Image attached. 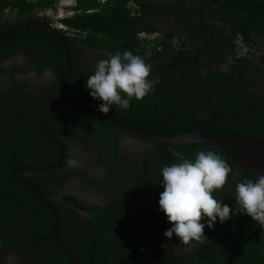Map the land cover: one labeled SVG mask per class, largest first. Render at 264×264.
<instances>
[{
	"label": "flooded vegetation",
	"instance_id": "flooded-vegetation-1",
	"mask_svg": "<svg viewBox=\"0 0 264 264\" xmlns=\"http://www.w3.org/2000/svg\"><path fill=\"white\" fill-rule=\"evenodd\" d=\"M123 1L131 2L127 7L136 18L133 27H148L137 36L153 39L145 42L144 54L138 53L152 66L151 93L133 99L127 110L113 106L103 114L97 110L101 102L89 90L84 91L85 99L77 100L72 91L66 97L62 86L70 107L108 121L65 109L58 84L66 63L57 37L48 33L53 39L38 35L39 39L35 33L32 43L31 33L23 38L10 35L24 28L23 23L14 25L11 18L0 22V181L9 178L26 192L16 203L5 198L0 264H65L45 243L49 236L54 243L51 227L44 231L32 220L45 217L26 190L35 193L19 181L31 183L55 207L60 239L82 263L83 258L87 264H245L251 247L253 261L264 264L263 227L246 215L237 214L223 224L217 221L213 228L205 227V236L187 244L163 235L171 224L158 206L164 190L160 169L213 147L181 148L185 146L152 139L196 134L205 128L212 137L264 140L262 28L248 32L244 53L236 27L223 19L222 6L211 0ZM145 2L164 4L153 16H138ZM41 20L47 18L40 13L29 21ZM63 37L70 73L72 59L79 73L87 71L86 79L98 60L116 53ZM60 55L63 71L52 67ZM219 154L232 171L213 195L234 207L237 182L255 179L228 153Z\"/></svg>",
	"mask_w": 264,
	"mask_h": 264
},
{
	"label": "clouds",
	"instance_id": "clouds-1",
	"mask_svg": "<svg viewBox=\"0 0 264 264\" xmlns=\"http://www.w3.org/2000/svg\"><path fill=\"white\" fill-rule=\"evenodd\" d=\"M151 72L152 66L139 55L117 52L95 63L85 87L101 102L99 112L108 114L113 106L127 110L133 99L141 100L151 93ZM231 171L227 161L211 150L197 151L194 159L162 167L160 183L164 190L158 206L171 224L163 235L187 244L205 236V227L211 229L217 221L223 224L237 214L249 216L264 227V175L237 182L234 207L213 195L224 187Z\"/></svg>",
	"mask_w": 264,
	"mask_h": 264
},
{
	"label": "trees",
	"instance_id": "trees-1",
	"mask_svg": "<svg viewBox=\"0 0 264 264\" xmlns=\"http://www.w3.org/2000/svg\"><path fill=\"white\" fill-rule=\"evenodd\" d=\"M59 0H0V22L4 18H11L14 25H18L31 20L33 17L38 16L40 13L55 7ZM100 0H77L78 3V13L71 18H65L62 23L68 28L67 32L74 30V37L81 43L89 45L93 48H105L112 52L131 51L133 54L138 55L139 52H143L145 48V42L140 40L137 36L139 30H147V26H140L136 29L133 27L132 22L134 19L132 17L131 11L128 9L127 4L130 1L123 0H109L105 4H100ZM213 3L222 6L221 16L224 20L229 21L232 25L236 27L235 33L239 34V40L241 42H248L249 34L248 32L255 28H262L261 33L264 35V0H211ZM163 3H153L145 2L139 7L138 16H153L157 12H160ZM8 10L7 13L3 12ZM219 13L216 12L215 15ZM10 22V21H9ZM10 23L11 25H13ZM63 36H66V32L59 31ZM31 33V42L36 43L37 38L35 33L41 36H49L53 39V36L44 33L43 31L33 29L32 27H24L18 30H12L11 36H19L23 38V34ZM41 39L40 36H38ZM166 44H164V47ZM143 49V50H140ZM55 64L52 66L54 68L64 70V61L60 55L54 59ZM62 74L58 75V78ZM87 71L84 70L83 73H79L77 70L76 62L71 59V73L69 78L65 81L63 86V91L68 97V93L72 91L75 99L82 100L85 99L84 91L88 92L86 89V79ZM228 119V118H225ZM254 136H258L254 134ZM226 137H237V136H227ZM206 146L193 145L191 148H201ZM181 148H190L188 146ZM212 151L225 154V152L210 148ZM188 153V152H186ZM227 156L234 159L232 155L226 154ZM231 159L235 165L239 166L236 160ZM245 176H248L243 172ZM2 177V176H1ZM249 177V176H248ZM251 179V178H250ZM252 180V179H251ZM21 188V189H20ZM18 189V190H16ZM28 192L29 201H32L34 206H38V210L44 213V218L42 221L33 222L37 227L42 228L44 231L52 225V216L49 214L48 210L43 204H41L38 199L31 192ZM26 192L22 190V187L13 185L9 178H3L0 181V213L2 214L3 208L6 206V197H9L13 203L18 202V199H24ZM64 228V221H61V230ZM67 231L69 229L66 227ZM260 231L264 232V227L260 228ZM66 230L62 231L65 234ZM76 233V232H74ZM61 237L64 240L63 235ZM46 244L49 245L58 257L63 259L65 264H71L63 255L59 253L55 247L51 236L47 237L45 240ZM69 245V244H68ZM69 247L76 253L74 247ZM98 256V253L95 255ZM246 262L245 264H257L253 261L256 257L253 252H251V247L245 253ZM83 263L86 261L82 258ZM201 264V263H199Z\"/></svg>",
	"mask_w": 264,
	"mask_h": 264
},
{
	"label": "water",
	"instance_id": "water-1",
	"mask_svg": "<svg viewBox=\"0 0 264 264\" xmlns=\"http://www.w3.org/2000/svg\"><path fill=\"white\" fill-rule=\"evenodd\" d=\"M22 27L31 26L37 29H40L44 32L51 33L55 37H57L61 43L64 59L66 63V71L64 75L61 77L58 84V92L60 94L61 99L65 102V109H68L76 114L89 115L96 117L98 119H102L104 121H108L105 117L88 112L78 111L70 107L63 97L62 86L67 79L70 73V64H69V56L67 53V45L65 38L50 26L49 23L45 20L41 21H28L21 25ZM134 132V131H133ZM135 133V132H134ZM150 133V132H149ZM148 134V133H144ZM143 135V134H138ZM153 140L159 141L164 145H174V146H193V145H205L210 146L219 150H222L225 153H228L234 157L239 167L245 171L248 175H250L253 179L260 175H264V140L255 139V138H217L212 137L205 132V128H202L199 133L196 134H185L172 138H163L153 136ZM43 169L36 170L32 169L33 172H40ZM27 186H29L38 199L42 202L45 208L52 215V225L50 228V233L53 236L54 243L60 253L71 263V264H83L79 259L75 257L73 253H71L63 244L59 236V228H60V218L57 210L49 201H47L42 194L38 191L36 187H34L31 183L27 181H19Z\"/></svg>",
	"mask_w": 264,
	"mask_h": 264
},
{
	"label": "built area",
	"instance_id": "built-area-1",
	"mask_svg": "<svg viewBox=\"0 0 264 264\" xmlns=\"http://www.w3.org/2000/svg\"><path fill=\"white\" fill-rule=\"evenodd\" d=\"M109 0H100V4H105ZM78 3L77 0H59L54 8L46 10L45 12L41 13L45 18H47V21L49 24L54 28L55 30L64 31L66 32L67 37H74V30H70L67 32L68 28L62 23V21L65 18H71L74 15H76L79 11L77 9ZM8 11V10H7ZM7 13V12H5ZM137 14V13H136ZM137 16V15H136ZM138 38L140 40H144V42H149L153 39H149V37H140L138 35ZM157 37H155L156 40ZM239 46L243 49L244 53L246 51V46L243 42L238 41Z\"/></svg>",
	"mask_w": 264,
	"mask_h": 264
}]
</instances>
